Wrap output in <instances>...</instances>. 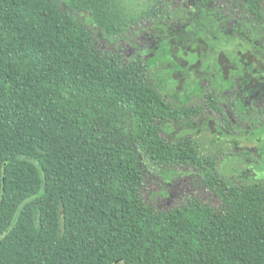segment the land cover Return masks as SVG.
Returning <instances> with one entry per match:
<instances>
[{
    "label": "trees",
    "instance_id": "1",
    "mask_svg": "<svg viewBox=\"0 0 264 264\" xmlns=\"http://www.w3.org/2000/svg\"><path fill=\"white\" fill-rule=\"evenodd\" d=\"M132 2L0 0V264H264V184L219 174V156L179 134L211 116L252 134L264 71L236 45L224 92L210 81L192 103L162 93L146 58L104 54L80 14L114 37L136 24ZM237 2L264 28V0ZM223 8L205 9L239 19ZM256 38L264 60V29ZM145 160L192 168L214 202H146Z\"/></svg>",
    "mask_w": 264,
    "mask_h": 264
},
{
    "label": "rangeland",
    "instance_id": "2",
    "mask_svg": "<svg viewBox=\"0 0 264 264\" xmlns=\"http://www.w3.org/2000/svg\"><path fill=\"white\" fill-rule=\"evenodd\" d=\"M154 4L162 13L157 17H144V12H148ZM217 5L223 6V9H234L239 19L226 11L218 13L216 18L206 10L217 12ZM131 8L137 16L136 24L114 37L106 36L93 26L89 15L80 14L85 22L94 27L96 44L104 54L118 53L123 60L143 56L161 79L162 93H174L182 103H192L201 97V83L215 81L223 92L226 90L232 80L229 58L235 57L233 49L236 45L242 46L240 51L234 50L238 57L257 63L264 71V60L252 47L257 39L256 33H261L264 28H255L245 21L244 7L237 0H209L206 6L205 0H133ZM209 15L225 23H212ZM236 24L239 30H236ZM232 27L239 34L229 30ZM214 59L219 64V74L213 73ZM255 83L254 77L252 84ZM196 125L194 130H182L179 134L190 133L201 153L217 154L219 174L264 184V123L250 135L242 132L243 125L225 132L213 116ZM172 130L169 124L163 129L165 133ZM144 166L142 193L146 202L156 207L176 205L191 196L205 201L215 200L202 187L200 177L192 168L158 166L149 160H145Z\"/></svg>",
    "mask_w": 264,
    "mask_h": 264
},
{
    "label": "flooded vegetation",
    "instance_id": "3",
    "mask_svg": "<svg viewBox=\"0 0 264 264\" xmlns=\"http://www.w3.org/2000/svg\"><path fill=\"white\" fill-rule=\"evenodd\" d=\"M191 7H192V6H191ZM193 7H194L195 9H198V8H196L197 6H193ZM195 9H194V10H195ZM229 63H231L230 58H229Z\"/></svg>",
    "mask_w": 264,
    "mask_h": 264
}]
</instances>
